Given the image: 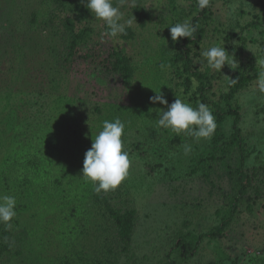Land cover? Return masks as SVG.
I'll list each match as a JSON object with an SVG mask.
<instances>
[{"label":"rangeland","instance_id":"obj_1","mask_svg":"<svg viewBox=\"0 0 264 264\" xmlns=\"http://www.w3.org/2000/svg\"><path fill=\"white\" fill-rule=\"evenodd\" d=\"M121 11L131 26L110 39L81 0H0V194L17 201L11 227L0 223V264H264V94L253 92L264 0H125ZM187 19L199 35L172 41ZM221 44L237 67L219 72L200 53ZM157 92L208 105L211 140L159 127ZM117 117L131 166L97 193L84 154ZM240 166L256 173L254 200L234 199ZM180 237L195 245L188 258L173 249Z\"/></svg>","mask_w":264,"mask_h":264},{"label":"clouds","instance_id":"obj_2","mask_svg":"<svg viewBox=\"0 0 264 264\" xmlns=\"http://www.w3.org/2000/svg\"><path fill=\"white\" fill-rule=\"evenodd\" d=\"M84 6L90 11L92 17L102 21L106 26L103 36L110 39L125 34L126 28L131 26V20H125L121 6L125 0H81ZM210 0H197V7L204 9L209 7ZM197 28L187 19L182 23L171 25L169 28L172 41H178L182 37L193 38ZM207 66L210 69L221 72L222 67L227 64L230 67L237 64L232 55L228 53L223 44L213 45L201 51ZM231 57V59H230ZM259 72L253 92L264 94V61ZM162 68L167 67L161 65ZM230 83H235L231 81ZM193 88L197 81H192ZM227 91V89H226ZM152 103L159 102L167 105V110H159L157 125L169 129L177 135L186 134L192 136L196 141L201 139L211 140L217 129L215 116L211 108L205 103H199L195 108L181 98L168 104L167 99L160 93L149 98ZM125 124L118 117L113 120L101 122L100 131L92 138L91 147L85 152L82 177L94 185L97 193L115 190L128 176L131 166V159L128 151L124 150L122 136L124 135ZM192 151V146L185 143L183 153L185 156ZM16 197L13 195L0 194V223L11 227V220L16 216Z\"/></svg>","mask_w":264,"mask_h":264},{"label":"trees","instance_id":"obj_3","mask_svg":"<svg viewBox=\"0 0 264 264\" xmlns=\"http://www.w3.org/2000/svg\"><path fill=\"white\" fill-rule=\"evenodd\" d=\"M194 3H197V0H193ZM193 22L195 23L196 22V19L193 18ZM193 23V25H195ZM201 29L200 30H196V32L194 33V35L198 36L199 33H200ZM194 74H196V76L200 77L201 76H204L202 73L200 72H194ZM237 80L240 79V76L238 75L237 77ZM243 79V78H242ZM237 82H235L233 84V87L235 88L237 86ZM230 110V109H229ZM231 112L235 113L236 114V119L238 118L237 116V111L236 110H230ZM250 169H248L247 167L246 168H243V167H238L237 170H235L237 176H236V180H235V190H236V195H235V201L239 202L241 201L242 199L244 201H248V200H254L255 198L252 196V195H257L255 193L251 194L250 191L252 188V183L254 181V177L256 175V173L251 170L249 171ZM246 195H249L248 197H246ZM245 196V197H244ZM237 203H234V205H236ZM248 206V205H247ZM131 218V212L128 214H122V220H120V222H122V224H124V227H127L128 226V223L127 221ZM223 223L220 224V226H216L214 228V233L217 234V231L220 230L222 227ZM215 234V235H216ZM173 249L176 253H178V256L180 258H188L189 256H191L194 251H195V245L191 242V241H184L181 237L177 239L176 242H174V245H173ZM165 264H177L176 262V259L170 261V263H165Z\"/></svg>","mask_w":264,"mask_h":264}]
</instances>
